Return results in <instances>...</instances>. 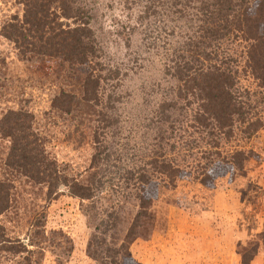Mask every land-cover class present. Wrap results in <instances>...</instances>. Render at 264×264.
Returning a JSON list of instances; mask_svg holds the SVG:
<instances>
[{"label":"rangeland","instance_id":"obj_1","mask_svg":"<svg viewBox=\"0 0 264 264\" xmlns=\"http://www.w3.org/2000/svg\"><path fill=\"white\" fill-rule=\"evenodd\" d=\"M77 1L68 4L81 6L91 20L97 57L89 63L22 56L0 33V122L8 109L32 112L30 121L16 113L9 120L30 125L43 137L68 178L83 177L95 154L91 130L80 125L85 137L76 143L77 119L55 107V96L75 88L78 75L97 77L96 94L103 103H87L117 120L100 137L103 153L115 151L109 159L101 155L105 167L100 168L112 178L143 166L151 191L147 186L141 194L140 188L113 178V190L105 185L98 197L103 199L97 211L104 213L93 224L83 213V205L91 202L71 196L64 186L48 200L40 185L5 169L10 140L0 133V183H6L10 202L0 223L6 238L17 237L7 246L25 249L15 254L0 248V264H264V24L258 16L250 23L253 37L262 39L247 40L242 33L217 39L199 29L201 0ZM23 9L17 0H0V31L11 18L21 19ZM62 22L72 26L73 20L63 17ZM179 56L187 73L198 71L197 60H216L233 79V92L250 104L245 107L251 128L260 121L262 128L247 138L244 125L235 123L230 134L213 130L209 135L195 121L197 100L179 98L186 86L169 69L170 59ZM164 115L175 129L158 122ZM84 116L94 119L90 112ZM232 157L242 165L234 166L233 177L221 175L218 162ZM140 194L144 206L136 200ZM99 218L116 229L107 235L96 231ZM94 235L106 240L93 247L101 256L88 251Z\"/></svg>","mask_w":264,"mask_h":264},{"label":"trees","instance_id":"obj_2","mask_svg":"<svg viewBox=\"0 0 264 264\" xmlns=\"http://www.w3.org/2000/svg\"><path fill=\"white\" fill-rule=\"evenodd\" d=\"M17 1L24 8L22 18H11L1 28L0 33L13 41L22 56L56 57L76 66L89 63L93 57H97L94 54L95 48L90 27V15L83 16L85 11L79 5L71 6L68 4V2L75 4L78 2L77 0ZM201 3L202 8L199 11L203 18L196 19L195 17L194 19L197 22H202L203 25L199 29L204 31L205 36L221 39L229 35L235 36L237 33H242L247 40L263 38L261 35L253 37L256 32L250 27V23L253 20L255 21L258 16V21L264 24V0H201ZM186 6L188 5H184V7ZM192 16L195 15L192 14ZM63 17L72 19V26L63 23ZM260 27L262 29V26ZM234 30L236 33H234ZM211 59L208 57L204 60L210 61ZM170 62L171 68L169 69L174 71L172 72L174 74H170L186 86L184 90L186 93L184 95L180 94L179 98L185 99L187 95H191L195 99L194 101L197 100L195 121L201 124L202 127L204 126L209 135L213 134V130L218 131L221 136L230 134L235 123L244 125L242 131L247 138H251L258 129L262 128L263 123L261 121L256 124V127L251 128L252 123L248 117L249 110L245 107L247 106L250 109V104L245 101L246 98L243 100L241 95H236L233 92V79L231 80L230 74H227L216 60L210 63L204 62L205 64L197 60L200 66L198 65V71H193L194 73L189 71V69L188 73L187 70H183L185 69V62L180 56L170 59ZM78 76L75 88L73 87L69 92L60 91L59 95L55 96V107L66 113L70 111L74 113L79 125L75 128V132H77L76 143H81L85 137L86 129L80 128V125L90 128L91 141L95 150L89 166L90 172H88V169L83 177L68 178L66 174H63V170L55 157L47 152V145H45L46 142L43 137L40 138L30 125H22L17 120H9V115L16 113L30 121L34 118L30 111L8 109L0 122V133L10 140L9 151L4 163L5 169L10 173L18 172L31 183L40 185L48 200L54 199L59 187L64 186L71 196L77 197L82 201L91 202V206L90 204H88L89 206L83 205V213L89 216V220L91 221L92 219L94 224L95 220H98L96 219L98 215H103L104 213L103 209L97 211L99 208L98 204H102L103 199H98V197L105 193V185H108L110 189L113 188V178L122 180L125 186L129 187V185H132L140 188L141 194H143L147 186L148 191H151V179L150 174L146 172L143 166L136 170L130 167L125 169L123 175L113 173L111 175L112 178H107L108 175H105L104 169L100 168L105 167L101 165V155H107V159H109L110 155H114L115 151L111 149L110 153H103L104 142H102L100 137L104 135L103 129L107 128V126L108 128L114 126L117 120L106 118L103 112L97 114L93 110V104L87 103L91 99L94 100L95 104L103 103L96 94L98 78L95 77L93 79L90 75ZM108 97L109 99L112 98V96ZM118 99V97L115 98L116 101ZM172 105V108L174 107L175 109V104L173 103ZM89 112L96 119V123L93 125H90L89 122L94 121V119L87 118L86 120L84 116V113ZM169 118V115H164L158 122L160 124H170L169 129L173 130L175 128L171 125L172 123H169ZM82 121H87L88 124H83ZM216 131H214V135H217ZM159 156L163 157L164 155ZM240 163L241 161L238 158L232 157L231 161L218 162L217 168L221 170V175L228 174L233 177V174H235L234 166L239 168L242 165ZM159 172L167 175L165 171ZM5 189L6 183H0V215L8 213L10 208L9 196L5 193ZM141 194L138 195L136 200H139L140 206H144L145 197L141 196ZM108 200L110 198H107ZM36 209L32 208L33 213L35 212L40 216L42 213H39ZM106 215L112 217L109 213H106ZM36 217L38 216L36 215ZM115 220L119 221L117 217H115ZM34 224L37 226V220H35ZM134 227L135 225L132 224L130 230L134 229ZM111 228L116 229L112 222L101 218L95 225V230L105 235L108 234ZM6 236L5 226L0 223V243L3 244L0 248L15 254L25 250L22 246L15 247L14 244L7 246L9 244L6 242L12 243L17 240V237L8 239ZM101 241L105 243L106 240L105 238L98 239L94 235L89 242L88 251L90 254L93 253L95 257L97 256L95 253L97 250L93 247ZM97 254L101 256L98 252ZM243 264L247 263L243 261Z\"/></svg>","mask_w":264,"mask_h":264}]
</instances>
